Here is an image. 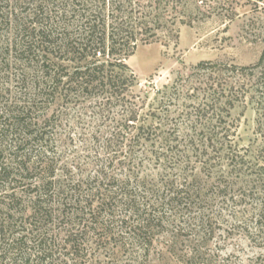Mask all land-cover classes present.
Listing matches in <instances>:
<instances>
[{"label": "trees", "instance_id": "obj_1", "mask_svg": "<svg viewBox=\"0 0 264 264\" xmlns=\"http://www.w3.org/2000/svg\"><path fill=\"white\" fill-rule=\"evenodd\" d=\"M49 1L54 4L55 15L67 13L66 7H58L55 11V1ZM152 1L156 5L150 11L147 5L133 0H94V4L82 0L73 10L74 15H80V28L69 29L66 22L60 31L45 26L42 19L31 21L28 16L26 21L0 2V76L8 73L6 82H13L9 75L15 68L16 80L23 82L29 93L26 95L34 97L24 104L19 101L6 104L2 114L5 121H11V129H6V123L1 122L0 139L11 131L16 151L26 145L19 137L23 131L27 139L30 136L37 142L46 141V128L50 127L56 112L34 122L31 115L40 99L55 103L56 99L65 101L68 97L91 96L97 92L109 100L132 95L136 77L127 60L137 48L138 35L146 34L169 43L178 40L179 25L187 23L184 19L177 22V18L172 22L171 15H164V0ZM37 8L43 11L42 2ZM197 10H201L200 6ZM191 16L196 19L199 15ZM6 31L9 35L3 33ZM221 66L210 62L196 66L198 71L214 78L212 88L204 94L205 102L196 109L198 121L213 125L217 122L215 117L222 114L220 108L231 109L236 101L252 104L264 116V50L253 65ZM3 92L11 94L10 89ZM134 121L135 111H130L126 127L130 128ZM217 126L202 131V146L194 143L183 147L176 143L153 152L141 150L140 155L145 159H150L151 155L166 172L155 185L150 177L134 167L124 179L110 177L112 185L100 180L108 178L104 173L99 179L93 177V184L81 181V184L70 185L56 174L54 162L38 157L34 163H30L33 160L22 161L19 166L33 171L36 181L32 184L27 209H17L23 203L15 193L11 203L0 208V247L15 254L11 264H87L88 244L92 235L101 231L98 240L114 242L117 248L114 256L120 253L127 256L124 264H147L145 258L151 253L156 232L166 229L168 236L173 238L168 251L173 252V246L181 240L180 229L173 233L180 221L178 213L208 200V190L201 187L200 175L189 170V167L197 169L192 158L195 154L201 159L199 165L211 175L222 162L237 172L242 184L241 197L253 203L256 228L264 233V121L259 126L263 146L251 155L237 152L236 146L228 141L227 127ZM147 128L140 127L135 137ZM128 146V157L125 155L128 161L124 164L137 165L132 158L138 152V143L131 142ZM192 151L194 154L189 155ZM2 155L1 152L0 157ZM19 156L18 151L16 157ZM14 172L2 162L0 178H15ZM191 176L194 178L188 179ZM19 225L23 226L22 231L15 230ZM199 247L186 255L185 262H202L205 257L200 251L202 246ZM6 251L0 255V264L9 259Z\"/></svg>", "mask_w": 264, "mask_h": 264}, {"label": "rangeland", "instance_id": "obj_2", "mask_svg": "<svg viewBox=\"0 0 264 264\" xmlns=\"http://www.w3.org/2000/svg\"><path fill=\"white\" fill-rule=\"evenodd\" d=\"M54 1L55 11L58 7L67 8L65 15H55L54 4L49 0H0L5 9L8 5L9 9L14 10V15L24 20L28 16L36 22L42 19L45 26L59 31L66 22L69 29H79L81 18L74 15L73 10L82 0ZM133 1L147 5L150 11L156 5L152 0ZM41 2L42 12L37 8ZM89 3L94 4V0ZM163 5L164 15H171L172 22L177 18V22L184 19L187 23L179 25L178 40L169 43L146 34L138 35L137 48L127 60L136 77L131 88L132 95L125 99L109 100L97 92L91 96L68 97L65 101L56 99L55 103L40 99L31 115L34 122L39 117L51 116L56 112L50 127L46 128V141L37 142L30 136L27 139L23 131L19 137L26 145L16 151L11 131L7 137L0 139V153H3L0 169L4 162L15 171V178H0V208L7 207L15 193L23 203L17 209H27L32 184L36 181L35 173L19 165L29 160L34 163L37 157L54 162L56 174L70 185L81 181L93 184V177L99 179L104 174L108 178L100 180L112 185L113 180L109 183L110 177L124 179L132 172L131 167L142 171L155 185L166 172L156 159H151V155L148 156L150 159L140 155L141 150L153 152L176 143L183 147H190L194 143L202 146V131L208 127H227L228 141L241 154L251 155L259 151L263 146L259 126L264 116L250 103L236 101L231 109L220 108L222 114L215 117L217 122H213V125L198 121L196 109L205 102L204 94L212 88L214 78L198 71L196 66L201 62H210L221 64L223 68L249 66L258 62L264 50V0H164ZM197 6L201 10L198 11ZM135 7H138L137 4ZM191 15L199 16L194 19ZM3 33L9 35L7 31ZM14 75L15 68H12L9 77L13 82H6L8 73L0 76V128L1 122L6 123V129L10 127L11 121H5L2 114L7 103L11 105L12 101H19V104H24L28 98L34 99L26 92L23 82H18V76L15 78ZM7 89L11 94L3 92H7ZM130 111H135L136 121L127 128L126 119ZM205 124L208 126L204 128ZM142 126L150 128L135 137ZM20 139H17L19 143ZM131 142L138 143V152L132 158L133 164L137 165L132 166L124 164V161H128L126 151H129ZM18 151L20 156L16 157ZM192 154L193 151L189 155ZM197 157L196 154L192 156L197 169L189 167V170L200 175L201 187H204V191L208 190V200L178 213L180 221L173 233L180 229L181 240L173 246V252L168 251L173 245L172 236H168L166 229L156 232L151 253L145 261L147 264H190L185 262L186 255L194 251V247L202 246L200 251L204 252L205 258L201 259L202 262L195 260L199 264H264V233H259L256 228L253 203L241 197L242 184L237 172L222 162L215 169V174L211 175L199 165L201 159ZM22 227L19 225L15 230L22 231ZM101 233L96 231L92 235L88 244L90 257L86 259L87 264L126 263V255L120 253L118 257L114 256L113 253L117 251L114 242L98 240ZM203 241H206L205 244ZM3 247H0V255L6 251ZM14 257V253L9 254V259L3 264H11Z\"/></svg>", "mask_w": 264, "mask_h": 264}]
</instances>
